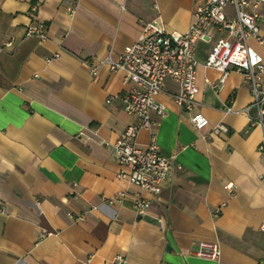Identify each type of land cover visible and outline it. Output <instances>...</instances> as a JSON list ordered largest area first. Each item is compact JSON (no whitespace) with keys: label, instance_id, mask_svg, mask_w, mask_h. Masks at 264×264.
<instances>
[{"label":"crops","instance_id":"crops-1","mask_svg":"<svg viewBox=\"0 0 264 264\" xmlns=\"http://www.w3.org/2000/svg\"><path fill=\"white\" fill-rule=\"evenodd\" d=\"M203 0H0V264H260L264 259L263 132L243 109L252 101L244 76L205 66L220 35L196 44L197 110L209 120L195 130L175 104L167 80L156 96L153 132L173 168L158 195L119 179L113 145L134 118L123 97L124 71L85 58H115L159 18L184 33ZM264 34V3L258 8ZM48 40L27 36L34 20ZM12 46L4 47L6 41ZM249 44L264 56V45ZM56 52L60 56L47 62ZM232 112H227V108ZM223 123L228 133L214 134ZM150 132L138 136L141 147ZM119 202L109 201L118 193ZM151 203L145 215L136 196ZM83 216V219L79 217ZM218 243V260L197 257L200 242Z\"/></svg>","mask_w":264,"mask_h":264},{"label":"built area","instance_id":"built-area-1","mask_svg":"<svg viewBox=\"0 0 264 264\" xmlns=\"http://www.w3.org/2000/svg\"><path fill=\"white\" fill-rule=\"evenodd\" d=\"M80 0H69L66 11L72 15ZM264 0H203L194 9V18L184 33H169L159 18L145 22L136 42L125 47L115 58L83 60L96 76L102 65L111 71H124L132 86L126 91L124 109L134 122L126 127L113 145L114 162L118 166L117 177L126 180L152 195H158L162 183L173 168V157L164 155L153 132L156 124L152 113L166 114V106L156 96L163 90L165 82L171 80L179 86L173 98L181 110L189 114L195 130L208 126V118L197 110V65L196 44L210 42L215 34L220 35L213 46L206 67L222 72L224 79L230 71L241 73L252 93V101L243 112L248 116L251 127L258 126L263 138L258 151L264 156V56L252 48L251 39L264 45V34L260 28L258 8ZM27 36H37L43 42L48 40L47 24L34 20L27 27ZM12 46L6 41L4 47ZM60 56L56 52L47 62ZM226 111L232 112V108ZM150 132L149 144L141 147L138 136L141 131ZM214 134L228 133L223 123L213 127ZM264 179V176H262ZM124 192L116 194L109 202L121 201ZM150 201L136 196L135 208L139 215H145ZM83 219V216L79 217ZM264 231V222L262 224ZM194 254L202 259L218 260L221 250L218 243L200 242ZM112 264H127L124 255H117ZM264 264V259L260 262Z\"/></svg>","mask_w":264,"mask_h":264}]
</instances>
